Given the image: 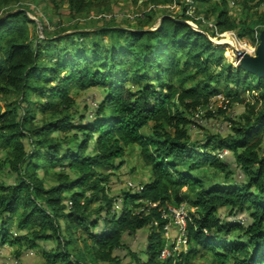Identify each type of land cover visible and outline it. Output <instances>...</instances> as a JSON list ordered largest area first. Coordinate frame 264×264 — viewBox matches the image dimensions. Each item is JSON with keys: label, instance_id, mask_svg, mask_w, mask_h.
Masks as SVG:
<instances>
[{"label": "trees", "instance_id": "16d2710c", "mask_svg": "<svg viewBox=\"0 0 264 264\" xmlns=\"http://www.w3.org/2000/svg\"><path fill=\"white\" fill-rule=\"evenodd\" d=\"M24 1L0 0V18L15 8L31 12V4ZM43 1L52 6L60 23L92 9L110 8L112 2ZM199 1L205 4L210 0ZM250 1L255 0L243 4ZM175 2L184 7L182 14L161 7L154 16L138 17L136 26H122L112 18L103 25L137 31L118 28L61 35L69 29L59 28L53 34L41 17L47 36L43 38L32 36L31 25L37 24L24 12L0 22V96L9 99L6 109L0 108V143L7 151L0 169L7 165L17 176L12 183L0 180V246L35 249L40 243L55 241L54 249L40 248L44 264H123L117 253L122 249L135 264H189L200 257L210 264H264V77L243 67L233 68L224 51L204 32L177 21H193L213 37L237 31L256 45L264 30V12L250 26L230 15L231 0H216L196 16L190 14L186 0L146 1L157 6ZM262 5L264 0H259L256 8ZM165 14L176 19H164L155 31H140L150 29L155 16ZM211 16H215L216 30L203 24V18ZM47 18L52 21L54 16ZM54 42L62 45L60 61L39 71L44 48L50 49ZM72 45L78 50H70ZM63 71L69 74L64 76ZM221 83L226 84L225 93L232 102H246L241 90L258 95L254 102L246 103L241 118L227 117L231 126L226 137L219 134L208 137L204 144L193 142L187 126L198 108L219 93ZM75 85L81 90L104 89L95 117L81 114L79 123L68 114L74 104L70 91ZM34 92L48 99L39 108L41 123L36 122ZM24 103L29 106L23 107ZM150 125L152 136H146L142 131ZM72 132L76 147L65 145L66 136H54ZM25 139H29L28 147ZM134 145L140 147L151 179L141 193L124 192L122 208L117 211V200L105 187L111 172L101 175L100 167L115 168L125 149ZM224 150L231 152L230 160L220 157ZM207 166L224 173L225 182L207 185L193 175ZM57 167L61 171L50 174ZM69 169L78 173L75 178ZM236 172H241L243 179L235 178ZM47 176L58 178L59 183L47 187ZM185 186L188 189L183 196ZM98 197L100 204L91 209ZM171 198L174 205L187 201L195 209L187 227L189 252L182 253L181 262L174 256L166 262L160 258L168 220L161 217L158 206L152 207L160 202L167 209ZM225 207L231 209L230 214L248 215V223L223 221L220 210ZM147 227L152 231L143 250L148 259L142 262L139 252H133L125 239Z\"/></svg>", "mask_w": 264, "mask_h": 264}, {"label": "rangeland", "instance_id": "374dc122", "mask_svg": "<svg viewBox=\"0 0 264 264\" xmlns=\"http://www.w3.org/2000/svg\"><path fill=\"white\" fill-rule=\"evenodd\" d=\"M147 0H139L137 3H133V0H112L110 3V8H104L101 9L96 8L92 9L91 11L82 14L80 17L76 19L72 18H64L62 23H60V19L58 16L55 15V11L52 9V6H49L47 4V1L39 0V2H32L29 0H25L22 3L31 4L32 11L29 12V14L36 19L41 21V17L46 19V28L51 31L52 33L59 28H68L69 30L66 32H72L71 34H76L80 32L83 29H91L99 26H103L106 22L107 18H112V20H115V23L121 24L122 26L130 25L133 26L139 25V22L136 21L138 17H144L146 14L153 15L159 10V8H165L170 7L174 10V13L182 14L184 7L178 3H174L173 5L169 6H157L154 4H148L146 3ZM244 0H231L230 4V15L236 18L239 21L246 22L250 26H254V22L258 19L261 12H264V5L260 6L259 8H256V4L259 0L250 1V3L245 6L243 4ZM187 3L190 2L189 11L192 15H199L198 11L206 10L211 5H214L216 3V0H210L208 3H201L199 0L192 2V0H186ZM64 8L66 9V5H64ZM54 16V19L51 21V19L47 18V16ZM169 15V14H165ZM164 16V15H162ZM155 16L154 22L152 24L151 28H157L160 24L161 18ZM197 18H200V16H197ZM42 22V21H41ZM196 27H199L196 23L191 21ZM215 23V16H211L210 19H206V17L203 18V24L210 27L211 30H216ZM37 24V23H36ZM43 24V23H42ZM44 27V26H43ZM195 27V28H196ZM150 28V29H151ZM200 28V27H199ZM32 29V36L37 37H43V32L39 28V25H31ZM202 29V28H200ZM203 30V29H202ZM65 32V33H66ZM45 33V28H44ZM54 34V33H53ZM55 37V36H54ZM58 37V36H57ZM56 37V38H57ZM45 38V37H43ZM214 45L216 47H219L224 51V56L226 57V60L230 62L233 66V68H238L236 66V60L237 55L234 48H237L241 50L242 52H249L251 54L254 53L256 47L258 44H253L250 37H240L237 31H231L230 34L224 35V34H217L215 37L212 36ZM223 40H228L232 45L230 46L229 43L223 42ZM53 41V39H51ZM222 44H219V43ZM43 47L46 45L45 42H42ZM50 49L44 48L43 50V56L41 60L43 63L40 65V70H45L47 65H54L60 61L59 54H61L60 48L62 47L61 44L50 43ZM233 46V47H232ZM70 50L77 51L78 48L74 45L71 46ZM64 76L69 74L65 73L63 71L62 73ZM191 84V83H190ZM56 85L51 84V86ZM129 87L133 88L132 83L128 84ZM226 84L221 83L218 85L217 89L219 90V93L215 96H213L209 103L206 106H203L202 108H198V115L193 116V121L187 126L189 130V134L191 137V140L193 142H199V143H206L208 141V137H216L219 134L221 136L226 137L230 133V129L227 122V117H230L231 119L241 118L243 113L246 109V103L247 102H254L255 98L257 97V93L254 92H248L245 90H241L240 96L242 98L246 99V102H242L241 100H237L235 102H232L227 94L225 93ZM139 90V89H137ZM103 88H91L88 90H81L79 89L78 85H75L74 88L70 91V96L74 100V104L68 114L72 116L73 122L79 123L80 119L79 116L81 114H85L88 118L92 119L95 115V108L99 105L100 101L103 100ZM51 92V88L48 89V94ZM102 94V95H101ZM9 102V99H7L6 96H0V108L2 111L6 109V102ZM41 100L42 103H38V101ZM47 97H41L40 92H34L32 95V104L36 108L35 114H36V122L41 123L42 115L39 112V108L43 107L44 104L47 103ZM10 101H14V98L10 99ZM23 107H28L29 105L27 103H24L22 105ZM21 112V111H20ZM212 113L213 117H209L208 114ZM95 117V116H94ZM88 118L85 120L87 122ZM197 122L196 120H199ZM197 122V123H196ZM154 128L153 125H150L148 128L144 129L142 132L146 136H152ZM55 135H58L60 138H63L66 136L69 138L65 142V145L76 147L77 146V139L75 136V132L69 133V134H59L55 133ZM27 142V147L29 143V139H25ZM264 148V142L262 144ZM63 150V149H62ZM221 153L223 151H220ZM225 153H223V157H227L229 160L231 157V152L228 150H224ZM7 156V151L3 147H1L0 143V161L3 160ZM2 163V162H1ZM185 172H189L188 168H183ZM61 171V168H52L50 174H58ZM68 172L72 174V178H75L78 174L75 170L69 169ZM111 172V173H110ZM175 172V170H174ZM40 173L43 175V171L41 170ZM110 173L108 182L105 183V187L107 190V193H109L110 196H112L115 200H117L114 203V209L117 211L122 208V203L124 199V192L131 191L136 192L138 191L141 193L144 190V187L149 184L151 179V169L145 164L143 158H142V152L138 145L127 147L120 159L116 162V167L113 169L106 168V167H100V174H108ZM194 173V174H193ZM193 175H197L206 182L207 185H209L211 182L216 183L218 181H224L225 174L215 170L211 167H205L203 169L198 170L197 172H193ZM41 175V176H42ZM43 177V176H42ZM235 178L243 179V175L241 172H236L234 174ZM17 179V176L12 173L8 166H4L0 169V180H4L6 182L12 183L15 182ZM225 182V181H224ZM46 185L49 187V185H57L59 183V179L53 178L52 176L46 177ZM188 187H183L181 190V194L183 196H186V191ZM123 195V196H122ZM174 195V194H173ZM172 195V197H173ZM100 197H98L95 201L91 204V209L95 208L97 204H100ZM169 201V200H168ZM172 202L174 200L171 198V201L169 202V206L175 207L177 209L185 208L187 214L191 216V213L194 212L195 209H192L188 204L187 201L182 203L181 205L177 206L174 205ZM69 204H72L71 201H69ZM159 207V210L161 211V214L163 218L168 220L167 225L169 226L170 230H166L165 226V232H164V238L165 245L163 247V250L165 248H168L171 252H166V257H162L161 259L163 261H167V259L173 255L175 258L178 259V262H181L183 260L182 253L184 255L188 254L189 252V246L188 243H182V245L176 244L180 243V238L177 237V226L172 224L171 216L169 213H167L166 206H160V202L153 203L152 207ZM221 219L223 221H235V222H245V224L248 223L249 217L246 214H230L231 209L228 207L222 208L221 210ZM242 222V223H243ZM157 227L159 223H154ZM18 232V230H16ZM152 229L147 227L143 230H140L137 234L131 235L127 237L125 240L129 244L128 246L133 252H139V255L141 257V261L144 262L148 259V255L146 253V250L148 246V239L151 235ZM159 231V230H158ZM3 235L0 236L2 238ZM232 237H236V233L232 235ZM80 247L82 246L81 243H79ZM57 247V243L55 241L47 242V243H40L39 247L35 249H25L24 247H8V246H0V264H44L45 260L43 257V251H40V248H45L47 250L54 249ZM74 249V248H72ZM17 251V253H16ZM73 251V250H72ZM74 252H78V249ZM174 252V254H173ZM117 253L122 257L123 264H135L134 259L131 258L130 255H128V252L126 250H120ZM99 264H110V263H99ZM185 264H187L185 262ZM189 264H210V261L205 258H195L192 260Z\"/></svg>", "mask_w": 264, "mask_h": 264}, {"label": "water", "instance_id": "95a60500", "mask_svg": "<svg viewBox=\"0 0 264 264\" xmlns=\"http://www.w3.org/2000/svg\"><path fill=\"white\" fill-rule=\"evenodd\" d=\"M19 12H24L25 15L32 20L33 22L37 23L39 25V28L42 30L43 32V37L47 38V36L44 33V27L43 24L40 20L36 19L35 17L31 16L29 14V12L24 9V8H15L13 10H10L8 12H6L5 14L2 15V17L0 18V22H2L4 19H6L7 17H9L12 14L15 13H19ZM166 18H172V19H176L175 16L173 15H164L161 18L160 24L157 28H151V29H146V30H140V31H155L159 28H161L162 23L164 21V19ZM177 21H183L186 22L188 24H190L191 26H193L194 28L196 27L193 23H191V21L188 20H183V19H177ZM128 29L131 31H137L135 29H130V28H125V27H107V26H99V27H95V28H91V29H83L81 30V32L87 31V32H93V31H98V30H107V29ZM198 31L204 32L209 38L210 40H212V36L206 32L205 30L200 29L199 27L195 28ZM72 32H66L63 33L61 35H66V34H71ZM60 35V36H61ZM214 43V42H213ZM219 43V42H218ZM228 43V42H227ZM222 44V43H219ZM233 47V46H232ZM233 50L235 51L236 55H237V60H236V66L239 67H243L245 68L247 71L259 76V77H264V30L261 31L260 33V40L259 43L254 51L253 54L249 53V52H242L241 50L234 48Z\"/></svg>", "mask_w": 264, "mask_h": 264}, {"label": "built area", "instance_id": "2783aa9c", "mask_svg": "<svg viewBox=\"0 0 264 264\" xmlns=\"http://www.w3.org/2000/svg\"><path fill=\"white\" fill-rule=\"evenodd\" d=\"M197 113H198V111H196L194 113V117ZM197 116H199V115L197 114ZM196 121L199 122L200 119L196 120ZM223 153H225V152L223 151L222 153H220V155L223 156ZM166 212L169 213V215L171 216L172 224L177 226V230H178L177 232L180 233L178 235V239L180 238V243L176 244L175 247L177 245H182L183 242L188 243L187 227H188V220L190 219V216L187 214L185 208L183 207L181 209H177L175 207L168 206ZM166 230H168V231L170 230L168 225H166ZM166 252L170 253L171 251L168 248H165L164 250H162L160 258L166 257V255H167ZM173 254H174V252H173ZM171 256H173V255H171Z\"/></svg>", "mask_w": 264, "mask_h": 264}, {"label": "bare ground", "instance_id": "6f19581e", "mask_svg": "<svg viewBox=\"0 0 264 264\" xmlns=\"http://www.w3.org/2000/svg\"><path fill=\"white\" fill-rule=\"evenodd\" d=\"M227 34H229V33H227ZM227 34H224V35H227ZM223 42H228L230 46L232 45L228 40H223Z\"/></svg>", "mask_w": 264, "mask_h": 264}]
</instances>
